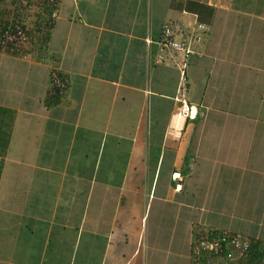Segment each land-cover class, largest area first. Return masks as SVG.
Instances as JSON below:
<instances>
[{
    "label": "crops",
    "instance_id": "0c3cea01",
    "mask_svg": "<svg viewBox=\"0 0 264 264\" xmlns=\"http://www.w3.org/2000/svg\"><path fill=\"white\" fill-rule=\"evenodd\" d=\"M165 22L209 27L187 118L156 60ZM0 107V264H189L209 232L264 245V0H57L44 50H0Z\"/></svg>",
    "mask_w": 264,
    "mask_h": 264
},
{
    "label": "built area",
    "instance_id": "2783aa9c",
    "mask_svg": "<svg viewBox=\"0 0 264 264\" xmlns=\"http://www.w3.org/2000/svg\"><path fill=\"white\" fill-rule=\"evenodd\" d=\"M26 5L29 0H19ZM53 7L51 18L55 16L57 0H47ZM12 27L0 30V48L10 53L21 50L26 40L22 25L15 20ZM209 27L203 23L185 26L180 22H165L160 30L157 41V62L174 66L180 79L176 90L175 101L178 103L177 115L190 117V108L186 102L187 80L186 67L189 55L196 52V45L204 40ZM66 89V81L52 72L50 75V95L61 94ZM177 175H174L176 178ZM250 246V241L234 235L219 232L198 233L190 244L189 264H233L242 258Z\"/></svg>",
    "mask_w": 264,
    "mask_h": 264
},
{
    "label": "rangeland",
    "instance_id": "374dc122",
    "mask_svg": "<svg viewBox=\"0 0 264 264\" xmlns=\"http://www.w3.org/2000/svg\"><path fill=\"white\" fill-rule=\"evenodd\" d=\"M15 20L22 25L26 38L20 47L21 52L32 50L34 53L40 51L37 48L38 32H44L46 23H48L47 16L43 13V2L41 0H29L26 5H23L19 0H0V30L6 26L12 27ZM40 23V28H38Z\"/></svg>",
    "mask_w": 264,
    "mask_h": 264
},
{
    "label": "trees",
    "instance_id": "16d2710c",
    "mask_svg": "<svg viewBox=\"0 0 264 264\" xmlns=\"http://www.w3.org/2000/svg\"><path fill=\"white\" fill-rule=\"evenodd\" d=\"M41 1L43 2V13L47 16L48 23H46L47 26L44 32H38L37 41L40 51L44 50L48 40V33L52 22L51 15L54 9L47 3V0ZM40 25L41 23L38 24V28H40ZM0 50L2 49L0 48ZM20 51L15 52L14 54L20 53ZM13 118L14 113L10 109L0 107V173L8 147ZM233 264H264V245L259 242L250 241V246L247 252L242 258L236 260Z\"/></svg>",
    "mask_w": 264,
    "mask_h": 264
}]
</instances>
